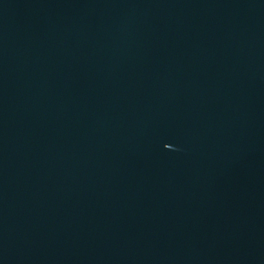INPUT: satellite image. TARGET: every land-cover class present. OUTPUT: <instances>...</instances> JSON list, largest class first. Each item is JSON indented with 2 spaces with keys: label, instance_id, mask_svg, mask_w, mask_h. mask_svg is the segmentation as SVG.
<instances>
[{
  "label": "water",
  "instance_id": "obj_1",
  "mask_svg": "<svg viewBox=\"0 0 264 264\" xmlns=\"http://www.w3.org/2000/svg\"><path fill=\"white\" fill-rule=\"evenodd\" d=\"M0 264H264V0H0Z\"/></svg>",
  "mask_w": 264,
  "mask_h": 264
}]
</instances>
